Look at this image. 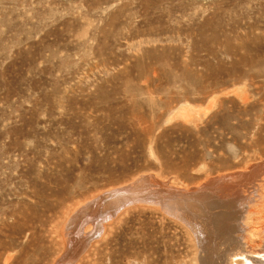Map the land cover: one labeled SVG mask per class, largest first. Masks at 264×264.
Returning <instances> with one entry per match:
<instances>
[{
    "label": "rangeland",
    "instance_id": "374dc122",
    "mask_svg": "<svg viewBox=\"0 0 264 264\" xmlns=\"http://www.w3.org/2000/svg\"><path fill=\"white\" fill-rule=\"evenodd\" d=\"M222 188L258 250L264 0H0V264L220 263Z\"/></svg>",
    "mask_w": 264,
    "mask_h": 264
},
{
    "label": "bare ground",
    "instance_id": "6f19581e",
    "mask_svg": "<svg viewBox=\"0 0 264 264\" xmlns=\"http://www.w3.org/2000/svg\"><path fill=\"white\" fill-rule=\"evenodd\" d=\"M231 177V176H230ZM246 179V178H245ZM227 182V181H226ZM216 184V183H215ZM222 184H223V181H222ZM224 184H225V182H224ZM231 184V183H230ZM231 186V185H230ZM223 187H224V185H223ZM229 187V186H228ZM227 187V188H228ZM231 187H233V186H231ZM235 188V190H236V188H237V186L236 187H233V189ZM230 189H232V188H230ZM203 189H201V191H202ZM209 190V189H208ZM228 189H226V188H222V189H217V191H215V190H213V191H206V192H204L205 194L203 195L204 197L203 198H200L199 199V201H198V204L201 206V210L203 211V212H205V214L206 215H210L209 216V218L210 219H214L216 216L217 217H221V214H222V217H225V218H229V219H231V218H234V216H233V214L230 212V211H228V210H231V209H233L234 211H232V212H234V213H236V218H237V220L238 219H241V222H242V218L243 217H245V220H244V222H242V225H244L245 224V226L247 227V230L246 229H244V231H242L241 232V234L240 233H238V235L235 237V239H231V242H229L230 244L227 246V247H224L225 246V244H226V241H225V244L223 245V247H221L222 245V241L220 242L221 244V246L220 245H217V243L214 245V247H212V244L214 243L213 242V238H211V237H213L212 235H210V233H211V231L213 230L214 231V228L212 229V230H209V232L210 233H204L205 232V230H206V228H205V230L203 229V228H201V226H200V224H198L193 218H191L190 216H188V215H185V214H183L182 212L181 213H179V212H177V211H175L174 212V215H176V216H178L179 218H181V220L182 221H184L191 229H192V231L194 232V234H195V237H196V240H197V242H198V245H199V247H200V249H201V251H204V250H207V252H209V250H212V252L214 253L213 254V256L210 254V253H208L207 255L209 256V254L211 255V258H214V259H218L219 261H220V263L219 262H217V261H215V260H212V259H210V260H212V261H210V260H204V258H202V260H201V264H226L228 261L227 260H229L230 258H233L232 260H236L237 261V259H241V260H243V261H245V262H241V264H264V239H263V241H261L260 242V244L259 245H257L255 248H257L258 247V250H254L253 249V246H251V247H249L248 246V243L246 242V241H248V240H250V237H253L256 233H255V230L253 229V226H252V228L250 227V226H248V222L246 221L247 220V216H246V212H245V209L243 210V209H241V208H243V205L239 202V200L238 201H235V199L233 200V199H231V198H227V197H229V195H233V194H236L237 195V193H233V194H231V192L233 191H231V192H228L227 191ZM238 190V189H237ZM196 191H197V189H196ZM200 191V192H201ZM203 191H205V190H203ZM239 191V190H238ZM193 192V191H192ZM199 192V191H198ZM199 192V193H200ZM203 193V192H202ZM239 193V192H238ZM192 194V193H191ZM195 194L196 195H198L196 192H195ZM195 195V196H196ZM228 195V196H227ZM191 196V195H190ZM107 197V196H106ZM177 197V196H176ZM231 197V196H230ZM178 198V197H177ZM188 198H189V196H188ZM238 198H240V200L242 199V197H239L238 196ZM246 198H248V197H246ZM245 198V199H246ZM139 199V198H138ZM163 199V198H162ZM196 200H197V198H195ZM186 200V199H185ZM188 200H190V199H188ZM195 200V201H196ZM243 200V199H242ZM247 200V199H246ZM235 201V202H234ZM249 202V201H248ZM172 203V202H171ZM197 203V202H196ZM126 204V203H125ZM173 204V203H172ZM197 204V205H198ZM238 204L239 206H236V205ZM245 204V203H244ZM179 205V204H178ZM198 205V208L200 207ZM233 205V206H232ZM192 206H194V205H192ZM242 206V207H241ZM116 207V206H115ZM166 207V206H165ZM164 207V208H165ZM172 207V206H171ZM174 207V206H173ZM194 207H196L197 208V206H194ZM237 207V208H236ZM169 208V207H168ZM180 208V207H179ZM197 208V209H198ZM111 209V208H110ZM176 208H174V210H175ZM200 209V208H199ZM198 209V210H199ZM111 210H113V209H111ZM166 210H170V209H166ZM193 210V209H192ZM170 212H172V211H170ZM184 212V211H183ZM186 212V211H185ZM115 213V212H114ZM200 214V213H199ZM238 214V215H237ZM202 215V214H201ZM200 215V216H201ZM212 216H214V218H212ZM208 217V216H207ZM216 219H219V218H216ZM216 219H214V220H216ZM209 220V219H208ZM208 220H207V222H208ZM200 221V220H199ZM219 221V220H218ZM239 221V220H238ZM237 221V222H238ZM205 222V221H204ZM212 222V221H211ZM90 223H91V221H90ZM217 223V222H216ZM203 224H206V223H203ZM202 224V225H203ZM238 224H239V222H238ZM212 225V224H211ZM241 225V224H240ZM241 225V226H242ZM230 226V225H229ZM204 227V226H203ZM226 227V226H225ZM230 228V227H229ZM231 228H232V226H231ZM228 229V228H227ZM236 229V228H235ZM237 229H238V227H237ZM202 230H204V231H202ZM239 230H240V228H239ZM212 231V232H213ZM220 231H222V230H219V232ZM238 231V230H237ZM264 231V230H263ZM206 232H207V230H206ZM227 232V231H226ZM229 232H230V230H229ZM229 232H228V234H229ZM239 232V231H238ZM215 233H216V231H215ZM218 233V232H217ZM216 233V234H217ZM205 234H209L211 237H208L207 235H205ZM214 234V233H213ZM215 234V235H216ZM222 234V233H221ZM220 234V235H221ZM240 234V235H239ZM76 235H78V237L80 236L79 234H77L76 233ZM223 235V234H222ZM219 236V235H218ZM229 237L231 236V235H228ZM215 237V236H214ZM222 237V236H221ZM227 237V236H226ZM230 238H232V236L230 237ZM230 238H228L227 240L229 241V239ZM262 238H263V235H262ZM79 239H80V237H79ZM215 239H217L216 237H215ZM218 241H219V237H218V239H217ZM223 240V239H222ZM233 240V241H232ZM259 240H261L260 238H259ZM217 241V242H218ZM241 242V243H240ZM223 243H224V241H223ZM228 243V242H227ZM232 243H234V244H232ZM246 245H245V244ZM242 244V245H241ZM217 245V246H216ZM231 245H234V246H231ZM89 246V245H88ZM255 246V245H254ZM211 252V251H210ZM201 254V253H200ZM199 254V255H200ZM202 257V256H201ZM231 260V261H232ZM240 260V261H241ZM235 262V261H234ZM237 262H239V261H237ZM232 263V262H231ZM234 264V263H233Z\"/></svg>",
    "mask_w": 264,
    "mask_h": 264
}]
</instances>
